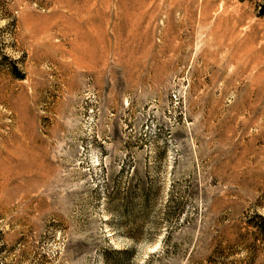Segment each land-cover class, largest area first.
I'll list each match as a JSON object with an SVG mask.
<instances>
[{
    "label": "rangeland",
    "instance_id": "374dc122",
    "mask_svg": "<svg viewBox=\"0 0 264 264\" xmlns=\"http://www.w3.org/2000/svg\"><path fill=\"white\" fill-rule=\"evenodd\" d=\"M115 262L264 264V0H0V264Z\"/></svg>",
    "mask_w": 264,
    "mask_h": 264
},
{
    "label": "trees",
    "instance_id": "16d2710c",
    "mask_svg": "<svg viewBox=\"0 0 264 264\" xmlns=\"http://www.w3.org/2000/svg\"><path fill=\"white\" fill-rule=\"evenodd\" d=\"M133 188H135V187H134V186H131V188H130V190L132 191V192L130 193V198H131V196H133V195H132V193H133ZM137 189H138V191H139V195H140L141 202H142V203L146 202V201L148 200L147 190H145V189H143V188H140V187H138V186H137ZM130 198H129L128 201H130ZM128 252H129L128 249H120V250H117V253H119V254H126V253H128ZM114 264H118V263L115 262Z\"/></svg>",
    "mask_w": 264,
    "mask_h": 264
},
{
    "label": "bare ground",
    "instance_id": "6f19581e",
    "mask_svg": "<svg viewBox=\"0 0 264 264\" xmlns=\"http://www.w3.org/2000/svg\"><path fill=\"white\" fill-rule=\"evenodd\" d=\"M225 38H226V36L223 35V34L218 35V41H219V40L222 41V40L225 39Z\"/></svg>",
    "mask_w": 264,
    "mask_h": 264
}]
</instances>
